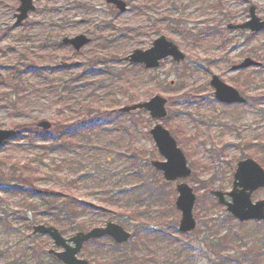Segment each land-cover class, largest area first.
Masks as SVG:
<instances>
[{
	"label": "rangeland",
	"instance_id": "374dc122",
	"mask_svg": "<svg viewBox=\"0 0 264 264\" xmlns=\"http://www.w3.org/2000/svg\"><path fill=\"white\" fill-rule=\"evenodd\" d=\"M124 1L125 12L106 0H34L35 9L17 23L20 0H0V128L42 120L53 125L0 145V264H59L50 250L62 248L49 235L34 233V225H53L69 238L108 222L132 238L122 245L108 236L90 240L79 255L106 251L123 264L132 258L134 264H248L244 251L263 245L258 264H264V220L239 221L210 192L230 191L237 162L257 159L263 148L264 99L257 98L264 93V65L230 68L247 56L261 60L252 50L264 53V30L228 25L247 21L251 4L264 19V0ZM80 34L91 41L79 51L63 43ZM161 35L186 54L182 62L168 57L148 72L127 59ZM32 64L35 69L25 73ZM213 74L235 87L255 76L246 91L237 87L248 103L217 100ZM155 94L168 99L165 118L120 110ZM83 104L92 107L86 111ZM158 123L169 129L198 178L168 181L153 166L165 160L150 133ZM56 125L67 141L61 145ZM179 183L196 195L197 224L188 232L179 229ZM59 186L101 209L81 212L75 200L76 221L56 217L35 192ZM251 199H264V188Z\"/></svg>",
	"mask_w": 264,
	"mask_h": 264
},
{
	"label": "water",
	"instance_id": "95a60500",
	"mask_svg": "<svg viewBox=\"0 0 264 264\" xmlns=\"http://www.w3.org/2000/svg\"><path fill=\"white\" fill-rule=\"evenodd\" d=\"M108 3L116 6L120 12H125L128 5L124 0H106ZM35 9L34 0H20L17 8V23L26 20L29 13ZM231 29H250L253 32L264 29V20L256 14V7H250V19L242 24H229ZM90 38L84 34L72 38H64L63 43L72 45L76 51L90 43ZM172 57L176 62L185 59L186 55L180 50L178 45L169 40L165 35L159 36L153 41L150 48L141 50L135 49L127 59L132 63H142L147 68H158L161 61ZM252 66L261 67L262 62L252 57L244 58L240 63L233 64L231 70L237 71ZM173 83V81H172ZM211 85L215 88V97L223 103H245L247 99L240 91L232 85L224 82L218 75L214 74L210 80ZM168 99L155 94L145 102H139L132 105L123 106V112H131L137 109H145L155 119H162L167 115L166 104ZM39 127L44 130H50L52 123L42 120L38 123ZM15 134V129L0 128V145ZM151 134L155 144L165 158L164 161L154 160L153 166L163 171L164 177L168 181H176L180 178H187L192 174V169L184 152L178 147V144L170 131L158 123L151 129ZM264 188V167L254 158L248 157L239 160L234 173L233 188L224 193L220 190H212L211 193L218 200L227 206V210L240 221L264 220V199L253 202L251 197L254 191ZM179 196L176 200V206L182 211V218L179 229L188 232L196 227V220L193 215V208L196 201V195L193 189L186 183L177 185ZM230 196L228 200L226 196ZM34 233L48 234L56 246L63 247L62 252L52 253L62 260L65 264H90L85 259H80L78 253L82 250L86 241L92 238L102 236H112L118 243L127 242L132 234L121 225L108 222L106 226L94 227L88 231H77L72 237L66 238L61 231L53 225L37 224L33 227Z\"/></svg>",
	"mask_w": 264,
	"mask_h": 264
},
{
	"label": "trees",
	"instance_id": "16d2710c",
	"mask_svg": "<svg viewBox=\"0 0 264 264\" xmlns=\"http://www.w3.org/2000/svg\"><path fill=\"white\" fill-rule=\"evenodd\" d=\"M253 54H255L259 59H261V61L264 60V53L262 51V48H253L252 50ZM137 65V64H136ZM35 64L33 65H27L25 66L26 70H25V73L29 72V71H32L35 69ZM138 67L140 66L141 69L143 70H146V71H151L152 69H147L144 65L142 64H139L137 65ZM24 68V69H25ZM23 69V70H24ZM255 70L257 69H260V68H254ZM255 76H251V75H247L246 76V80L244 82H242V86L240 85L239 82H235L236 86L238 88H240L242 91H246L244 89V87H248L252 84H254L255 82ZM68 87V86H67ZM258 96H261L260 98H257V100L263 98L264 99V93L261 94V95H258ZM262 99V100H263ZM83 106H85V109L86 111L90 109V107H92L90 104H83ZM89 118L90 120V116H86ZM81 122V121H80ZM94 121H89L88 124H93ZM83 123V122H81ZM58 127V125H56ZM60 128V132H59V135L56 136V139L59 140V144L58 145H61V143H66V139H63L64 138V135H60L61 132V126L58 127ZM16 133L15 135L12 137H18L21 133H23L24 131H28V132H35V133H40L42 132L38 127H37V124L35 123H30V124H20L19 126H17L16 128ZM71 129V128H70ZM67 131V129L65 130V132ZM11 138V139H12ZM8 141V140H7ZM6 141V142H7ZM5 143V142H4ZM248 143H251L250 141H248ZM247 145V144H246ZM263 148H264V144H262ZM262 148L261 151V155L257 156V160L262 164L264 165V149ZM200 165V163H199ZM198 165V166H199ZM194 177L196 176L197 178L199 177L198 174L196 173H193L192 174ZM61 185H65V184H61ZM10 187H13V186H10ZM55 188V187H54ZM27 189V188H26ZM23 191V190H22ZM50 192L46 193V192H41V193H37L35 192L36 194H38V196H41L43 197V199L45 200L46 202V205H47V211H50L52 213L55 214L56 217H58L59 215L61 216H64L66 219L68 220H75L76 221V217L77 214L76 212H73V208H75L77 210L76 207H74V204H75V200L78 202V204H82L83 205V208L81 210L84 211V210H87V209H97V210H100L101 208L99 206H96L94 204H91V203H85L83 201H79L78 198H76V192L73 190V188L71 187H67V186H59L56 190L54 189H50L49 190ZM53 199V200H52ZM44 202V203H45ZM131 216H133L131 214ZM137 216V215H136ZM83 227V226H81ZM232 241V239H231ZM222 242L223 243H229L230 244V240L227 239L226 237L222 238ZM118 245H122V244H118ZM262 249H263V245L258 247V246H255V247H251L249 246L247 248V250L244 251V258L243 260H246L248 259L249 263L248 264H258V262L260 261L259 258L262 254Z\"/></svg>",
	"mask_w": 264,
	"mask_h": 264
},
{
	"label": "flooded vegetation",
	"instance_id": "af4514ba",
	"mask_svg": "<svg viewBox=\"0 0 264 264\" xmlns=\"http://www.w3.org/2000/svg\"><path fill=\"white\" fill-rule=\"evenodd\" d=\"M251 6H255L256 7V14H257V6L255 5V4H251L250 6H249V14H250V7ZM258 15V14H257ZM261 18V17H260ZM264 20V19H263ZM234 24H239V23H234ZM104 237H106V236H104ZM108 237H110V236H108ZM111 238V237H110ZM83 249V248H82ZM56 251H58V252H62V250H56ZM82 251V250H81ZM80 251V252H81ZM106 253H109V252H106V251H103V252H101L100 254H98V253H95L94 255H93V258H91V257H88L87 258V256H89L90 254H85V255H78V257L80 258V259H85V260H87L90 264H123L125 261H123V262H118V255H111V256H109V255H106ZM111 253V252H110ZM80 254V253H79ZM53 256H54V258H55V260H56V262H58L59 264H64V262L62 261V260H60V259H57V257L53 254ZM133 257H134V255H133ZM135 261L137 262V260L135 259ZM126 262L127 263H132V264H134L133 262H134V258H132V259H127L126 260ZM135 262V263H136ZM140 263L139 264H159L158 262H157V260H154V259H152V260H150V259H147L145 262L144 261H139Z\"/></svg>",
	"mask_w": 264,
	"mask_h": 264
}]
</instances>
